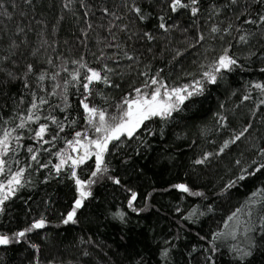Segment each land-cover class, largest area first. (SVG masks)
Returning <instances> with one entry per match:
<instances>
[{"label":"trees","instance_id":"16d2710c","mask_svg":"<svg viewBox=\"0 0 264 264\" xmlns=\"http://www.w3.org/2000/svg\"><path fill=\"white\" fill-rule=\"evenodd\" d=\"M170 2L135 0L147 17L141 21L130 11L133 0H74L68 8V0H0V13L11 16L0 15V127L20 123L32 93L37 102L48 101L38 109V122L13 133L21 139L12 141L10 164L13 171L26 169L25 186L5 202L0 234L12 237L41 218L46 225L0 245V264H264V169L257 171L264 164V89L255 87L264 85V4L199 0L193 16L187 8L173 13ZM160 17L167 31L159 28ZM225 50L236 64L216 72ZM73 61L106 73L109 82L90 85L88 95L81 87L87 68ZM29 64L33 72L26 76ZM77 70L79 81L72 79ZM205 72L216 82H208ZM153 77L169 89L191 86L189 91L200 81L203 91L170 117H152L131 138L109 143L107 173L91 177L93 156L73 166L68 141H76V132L81 138L100 135L87 123L81 100L87 96L84 102L114 123L117 105ZM41 123L49 126L47 144L33 138ZM29 147L39 149V162L48 167L31 161ZM208 153L203 164L195 163ZM61 158L66 163L57 174L53 166ZM73 167L77 178L95 183L86 185L91 195L76 210L75 223L64 224L79 198ZM0 181L7 183L3 175ZM132 193L136 200L129 208ZM244 252L251 255L241 258Z\"/></svg>","mask_w":264,"mask_h":264},{"label":"snow or ice","instance_id":"6c2138e0","mask_svg":"<svg viewBox=\"0 0 264 264\" xmlns=\"http://www.w3.org/2000/svg\"><path fill=\"white\" fill-rule=\"evenodd\" d=\"M30 3L31 0H28ZM74 0H68V3L65 4V7L68 8ZM237 0H231L232 4H235ZM258 3L264 4V0H257ZM199 0H188L187 3L184 2V0H171L169 4L170 10L175 13L180 9H190L191 14L195 16L199 12V8L195 5H198ZM3 7V4L0 3V8ZM104 11L107 13L108 10L104 9ZM130 11H134L139 19L141 21L147 19V17L142 13L141 8L135 4V0H133V7L130 9ZM0 15H9L6 12L0 13ZM112 15H115L114 13ZM9 18L11 16L9 15ZM162 22L159 24V28L167 31L165 23H163V17L159 18ZM259 20L261 22H264V14L259 16ZM246 23H256V21H245ZM89 28H91V25H88ZM231 27V26H229ZM220 29L217 27L212 28L213 32H218ZM23 31V29H21ZM146 39L152 40L153 37L150 33H144L143 34ZM198 39H203V36L198 37ZM240 41L245 42L247 37L242 35L240 36ZM111 46V45H110ZM116 47H119L118 45ZM181 55V53L177 52V56ZM129 60L133 59V57L128 56ZM51 63V61H49ZM74 64H79L81 68H87V72L84 74V82L81 87L83 88V91L87 93L88 95H91V89L90 85L97 83V82H103L107 84L109 82L108 75L105 73L104 75L101 74V71L88 68L86 64L81 63L80 61H73ZM217 67L215 69L216 72H219L220 69H228L231 70L232 66L236 64V60L233 59L231 56L227 55V50H225V54L220 56L218 61L216 62ZM106 67V66H105ZM64 71H67L65 68ZM107 71H112L111 69H107ZM264 71V69H262ZM33 72V66L29 64L27 66V74H30ZM9 76H12V73H8ZM56 75L54 74L51 78L55 80ZM158 75V74H157ZM204 77L207 79L210 83L216 82V75H214L211 72H205ZM46 78L45 73H41L38 76L39 81H44ZM72 79L75 81H79L80 79V72L77 70L75 73L72 74ZM67 83V82H66ZM196 87L192 88L191 91H189V87L191 86H184L180 88L172 87L169 89V87L163 83L161 80H158L156 77H153L149 83H146L143 87L144 90L141 88H134L133 92L135 93V96L132 98L125 97L120 105H117L118 113L116 115L111 116V121H114V123L109 122V119L106 118V112L104 110H100L96 107H90L88 103H85L84 101L87 99V96L84 97V100H81V105L87 114V123L93 127L94 132L100 134L97 139H92L88 141V145L94 146V151L92 150H86L85 154L81 156L80 158L73 160L72 164L73 166L83 164L86 159L95 156V170L92 171L91 177L95 178L99 175H102L104 173H107L108 168L104 161V155L108 152V145L109 143L113 141H120L122 136H127L131 138L136 133L137 129L141 127V125L144 124L145 121L149 120L152 117H161V118H168L171 116L172 112L177 110L181 104L184 103L185 100L191 98L194 95H199L203 91V87L201 85L200 81H196ZM27 82L25 81V87H27ZM155 86V87H153ZM60 85L56 84L55 88H59ZM256 88L264 89V85L256 84ZM147 89H151V91H147ZM163 89V91H162ZM66 91V88H65ZM55 90H53L50 95H55ZM33 100L31 102L30 108L27 111V115L20 118V123L16 124V126L12 129L8 128H2L0 127V175H3L4 179L7 180V183L5 184L3 181H0V213L4 211V205L6 201H9L13 196L16 195L17 191L24 187L25 184L22 180L24 173L26 169L24 167L18 168L16 171H13L10 164V158L9 153L14 152L15 149L12 147V141H15L17 144H19V141L21 137L19 135L14 136L13 133L17 131V129H24L29 122H38L41 117L38 114V109L47 104L48 101L44 99L43 97H40L36 99V94L32 93ZM248 97H245L247 99ZM66 99V97H65ZM22 102V101H21ZM264 103V101H261ZM98 118V119H97ZM2 116H0V120H2ZM47 119H50L53 124H57L60 131H63V127L59 125L58 121L55 117L49 116ZM5 124L8 123V121H3ZM95 122V123H94ZM72 123H75V121H72ZM49 126L47 124L41 123L38 126V130L35 131L34 139L38 141H42L43 143L47 144L49 143L48 140H44L45 134L48 132ZM248 129L245 128L243 132H241L239 135L235 137V140H239L241 136L244 135V132H246ZM31 131V129H29ZM82 136V133L76 132L75 138L76 143H80V138ZM53 140L56 139L55 136L52 137ZM233 141H226L224 146L220 149L222 152L224 148H227L229 143H234ZM73 141H68V144L71 145ZM83 146V145H82ZM27 152L31 154L30 159L31 161L36 162L37 164H40L38 159V152L39 149H34L32 147L27 148ZM262 154H264V150H261ZM59 155V154H58ZM211 153H208L205 155L203 159L195 161L197 164H203L206 159H208L209 156H211ZM17 164H19V161H16ZM66 160L61 158L60 163L57 165H54L53 167L56 169L57 174L60 172L63 165H65ZM29 168H31V164L28 165ZM40 167L46 168L48 165L40 164ZM260 169H264V164H261L260 167L257 169L259 171ZM71 177L75 179V184L77 186V190L79 191V198L75 200L74 207L72 211H70L67 214V217L63 220L64 224L68 223H75V213L76 210L79 209L82 206L83 200L86 199L88 196L91 195L89 191H85L86 185H91L92 183H95V180L89 179L87 182L80 180L77 178L76 171H71ZM113 182L116 184L120 183L119 179L112 178ZM239 179H244L243 176L239 177ZM234 183V182H233ZM232 185L230 184L229 187ZM177 189H180L183 192H189L190 189L184 185V184H178L174 186ZM195 195H202V193H193ZM255 196L256 193H253ZM136 200V193H132L131 199L128 202L129 208L133 207V201ZM135 210V209H133ZM121 216L123 214H118ZM236 214L233 213V216L229 217L231 220ZM46 225V221L44 218H41L39 220H35L28 228H25L19 232L13 233L12 237H9L6 234H0V245H8L12 242H20L21 239L25 238L26 235L33 230L36 229H42ZM218 235H223L218 234ZM32 247L35 249L37 248L36 245H32ZM251 255L250 252H244L241 254V258L244 256ZM162 256H167V251L162 253ZM37 264L39 262L37 261Z\"/></svg>","mask_w":264,"mask_h":264},{"label":"rangeland","instance_id":"374dc122","mask_svg":"<svg viewBox=\"0 0 264 264\" xmlns=\"http://www.w3.org/2000/svg\"><path fill=\"white\" fill-rule=\"evenodd\" d=\"M93 139H97V138H93ZM89 140H92V139L91 138H80V141H81L80 143H76L75 141L74 143L71 144L70 150H71L72 160H76L80 158L81 156H83L86 150H92V151L95 150L94 146L88 145ZM93 157L95 158V156Z\"/></svg>","mask_w":264,"mask_h":264}]
</instances>
